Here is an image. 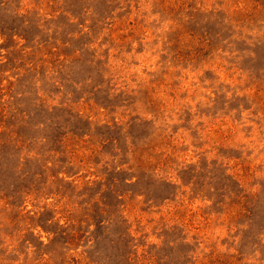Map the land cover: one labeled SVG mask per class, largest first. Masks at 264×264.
<instances>
[{
  "label": "rangeland",
  "instance_id": "rangeland-1",
  "mask_svg": "<svg viewBox=\"0 0 264 264\" xmlns=\"http://www.w3.org/2000/svg\"><path fill=\"white\" fill-rule=\"evenodd\" d=\"M0 264H264V0H0Z\"/></svg>",
  "mask_w": 264,
  "mask_h": 264
}]
</instances>
